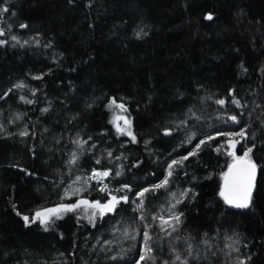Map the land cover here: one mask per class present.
<instances>
[{"label":"trees","instance_id":"obj_1","mask_svg":"<svg viewBox=\"0 0 264 264\" xmlns=\"http://www.w3.org/2000/svg\"><path fill=\"white\" fill-rule=\"evenodd\" d=\"M6 5L10 11H0V39L8 41L0 45V96L12 91L0 99V264H132L142 238L117 233L116 243L103 245L114 239L111 219L93 227L82 213L78 220L77 212H68L44 231L38 222L26 227L16 212L31 215L74 202L61 199L65 187L93 167L122 172L106 180L109 188L123 182L137 191L158 183L168 164L206 134L239 131L229 114L243 111L241 125L256 133L247 143H255L253 157L264 166V0H0V9ZM209 12L211 21L205 19ZM18 83L25 87L14 88ZM230 90L246 107L230 103ZM113 97L127 106L135 142L110 123L106 105ZM219 98L229 101L223 109L215 103ZM189 108L202 119L177 129ZM25 130L29 134L21 136ZM193 131L197 139L181 144ZM78 136L88 143L69 170L71 140ZM224 139L207 142L174 166L170 190L176 198L192 191L177 206L184 213L179 231L154 242L156 259L149 264H171L173 246L186 255L185 237L202 257L192 264H264V171L258 168L251 206L228 208L218 193L230 157L210 146ZM242 151L243 142L237 145ZM83 195L99 199L104 193L94 188ZM174 202L167 192L148 194L149 222L151 214L167 215ZM133 207L122 205L114 219L137 215ZM117 254L124 259H110Z\"/></svg>","mask_w":264,"mask_h":264},{"label":"snow or ice","instance_id":"obj_2","mask_svg":"<svg viewBox=\"0 0 264 264\" xmlns=\"http://www.w3.org/2000/svg\"><path fill=\"white\" fill-rule=\"evenodd\" d=\"M72 2V0H70ZM91 4V0H89ZM0 11L7 13L10 11V8L6 5ZM15 15V13H13ZM205 19L211 21L213 19L212 13H207ZM20 28H26V24H20ZM142 31V30H141ZM5 35V30L0 28V36ZM137 37L140 36L138 32ZM11 40L15 41L17 44H20V40L16 35L11 36ZM8 43L5 39H0V45H5ZM28 44V41L25 40L21 44ZM15 46V45H13ZM243 67V66H242ZM247 71V69H243ZM39 79L40 77H36ZM14 88H23L25 85L23 83H18L13 86ZM12 89H9L4 93L3 96H0V99L8 96L9 92ZM35 91H33V95ZM229 95L232 97L230 103L235 105L237 108L243 109L246 105H242L241 101L236 98L235 90H230ZM207 99H212L207 97ZM20 100L24 101L27 104L34 103L33 100L28 99L26 96H20ZM217 105H220L221 108H225L229 103L226 99L219 98L215 100ZM111 109L115 114L110 121L115 127L116 133L118 135H128L131 137L132 141H136V136L133 134L131 129V120L126 115L128 112L127 106L123 102H119L115 97L111 98L106 105ZM91 107V105H89ZM43 112H47L48 108L42 109ZM243 116V111L236 114H229L228 120H230L234 125L239 126V131H221L216 130L214 134H206L203 138L199 139L195 144L193 151H189L187 155L183 156L181 160H172L168 164L167 174L164 175V178L158 183H151L148 186H140L139 190L133 191L132 185L128 183L118 182V186L114 188H109L106 180L109 178L115 179L122 176L120 170H113L112 168H97L93 167L89 173L86 175H78L74 180L71 181L64 189L62 200L71 199L76 197L74 202H61L53 207L47 208H38L31 215H25L17 210L16 214L21 216L25 226L28 227L33 223H39L44 231H49L52 225L55 223L56 219H62L63 215L67 212H77L78 220L81 218L80 210L82 209V216L84 219H87L88 223L93 227L96 226L97 220L105 221L106 218L113 220L111 226V232L114 237L112 240H104L103 245H109L116 243L115 236L117 233H121L123 239L135 241L139 235L142 238L140 247L136 251V259L132 261V264H149V261H155L153 255L155 248L153 244L156 240H163L164 237H171L173 233L179 231L180 225L183 223L182 217L184 215L183 211L178 210L177 206L183 202V199L188 197V194L191 189H185L180 192V198H176V193L170 190V184L172 183V177L174 175V166H179L183 163L184 160H187L189 156L196 155L197 152L205 145L207 142L215 140L217 137H225L222 142H219L214 145H210L215 148L217 153H220L222 150L225 154L230 157V162L227 163V170L220 173L221 183L219 186V196L223 199L224 203L229 206L236 208H248L251 206L253 198V190L256 187L255 181L257 176V170L260 168L264 171V166H261L253 157V149L256 147L255 143H252L251 146L248 145V140H255L256 133H249L247 131V126L241 125V117ZM20 114H17L16 119H20ZM219 118V117H217ZM201 116H198L193 108H189L185 113V118L181 119L177 124V129L182 126L188 125L189 120L200 121ZM123 121V124H121ZM14 121H10L13 123ZM192 127H195L193 124ZM0 130H3V125H0ZM47 131V129H45ZM165 135H170L172 129H165ZM29 133L27 130L21 131V136H27ZM91 139V137H89ZM194 139H197L196 132H191L187 135L185 141H181V144L188 143L191 144ZM243 142V151L242 154L237 153V145L242 144ZM59 143V141H57ZM71 143L75 146L73 150L69 152L68 159L66 164L71 170L73 166H77L78 161L80 160V155L78 152L85 151L84 146L88 143L86 140H82L79 136L76 139L71 140ZM147 143V142H146ZM96 145L93 143L89 146L90 149H94ZM109 156H112V153H108ZM119 159V158H117ZM102 163L101 159H96L95 164L100 165ZM135 166V165H134ZM123 166L121 165V168ZM95 182V184H93ZM63 183V182H62ZM59 186V185H57ZM98 188L101 193H104L102 198L89 199L83 193H88ZM167 192L175 201L171 203L167 209V215L155 213L151 214V222H149V209L148 205L145 203L147 200V195L152 194L153 197L158 193ZM123 193V194H117ZM128 193H133V196H129ZM195 198L194 195L192 197ZM131 203L134 205L132 208L134 215L132 217H121L119 220H115V216L118 215L124 209L122 205ZM15 207V206H14ZM158 221V223H157ZM139 222L140 227H132L134 223ZM158 229V232H157ZM159 233H162L163 236H160ZM207 236V234H205ZM176 239H180L177 237ZM231 239V237H229ZM186 243L185 252L186 255H181L175 246L171 247L170 250L174 255V259L171 261V264H192V261H199L202 259L200 252L195 249L193 243L191 242V237L184 238ZM205 245L209 244L207 239L202 241ZM238 242V241H236ZM101 241L97 240V244H100ZM95 247V246H94ZM231 247V245H228ZM110 250V249H102ZM239 251V249H234ZM125 250L121 249V253ZM215 255V253H213ZM191 258V259H189ZM111 260H123L124 256L122 254L113 255L110 257ZM163 264H170L169 261L165 260ZM240 264H244V261H240Z\"/></svg>","mask_w":264,"mask_h":264},{"label":"water","instance_id":"obj_3","mask_svg":"<svg viewBox=\"0 0 264 264\" xmlns=\"http://www.w3.org/2000/svg\"><path fill=\"white\" fill-rule=\"evenodd\" d=\"M165 134V133H164ZM227 170V168H226ZM225 170V171H226ZM257 180H258V170H257V176H256V181H255V184H256V187H257ZM256 187L254 188L253 190V198H254V194H255V191H256ZM252 198V200H253ZM223 200V199H222ZM226 205V204H225ZM228 208H231V209H247V208H236V207H233V206H229V205H226Z\"/></svg>","mask_w":264,"mask_h":264},{"label":"rangeland","instance_id":"obj_4","mask_svg":"<svg viewBox=\"0 0 264 264\" xmlns=\"http://www.w3.org/2000/svg\"><path fill=\"white\" fill-rule=\"evenodd\" d=\"M114 114H115V113L112 111V112H111V120H112ZM121 124H123V121H121ZM112 125H113V124H112ZM113 127H114V126H113ZM114 128H115V127H114ZM122 136H125V137H128V138L131 139V137H129V136L126 135V134H125V135H122ZM224 153H225V152H224ZM225 155H226V154H225ZM226 156H227V155H226ZM70 184H71V183H70ZM82 211H83V210L81 209V210H80V213H82ZM67 213H68V212H67ZM65 215H66V213L63 215V217H64ZM56 220H57V219H56Z\"/></svg>","mask_w":264,"mask_h":264}]
</instances>
